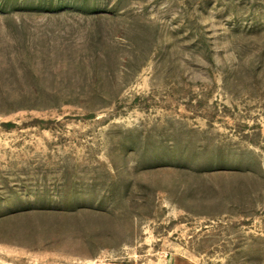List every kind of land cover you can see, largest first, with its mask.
<instances>
[{
  "label": "rangeland",
  "instance_id": "374dc122",
  "mask_svg": "<svg viewBox=\"0 0 264 264\" xmlns=\"http://www.w3.org/2000/svg\"><path fill=\"white\" fill-rule=\"evenodd\" d=\"M264 264V0H0V264Z\"/></svg>",
  "mask_w": 264,
  "mask_h": 264
},
{
  "label": "crops",
  "instance_id": "0c3cea01",
  "mask_svg": "<svg viewBox=\"0 0 264 264\" xmlns=\"http://www.w3.org/2000/svg\"><path fill=\"white\" fill-rule=\"evenodd\" d=\"M109 264H136L134 262H123V263H109ZM160 264H181L177 260L166 259Z\"/></svg>",
  "mask_w": 264,
  "mask_h": 264
}]
</instances>
